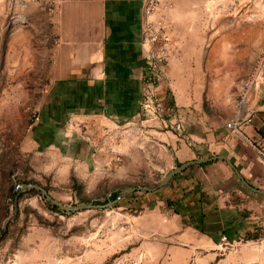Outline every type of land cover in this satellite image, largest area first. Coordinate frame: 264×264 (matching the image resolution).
<instances>
[{"label":"crops","instance_id":"1","mask_svg":"<svg viewBox=\"0 0 264 264\" xmlns=\"http://www.w3.org/2000/svg\"><path fill=\"white\" fill-rule=\"evenodd\" d=\"M0 11L3 58L24 75L13 83L14 100H27L24 86L36 80L43 85L20 141L33 171L51 154L73 170L91 167L93 138H79L76 131L98 124L106 127L103 133L120 136L133 130L156 174L221 154L251 187L264 191V164L225 127L236 84L264 54V0H162L150 15L144 0H0ZM148 21L162 22L169 37L154 84V119H145L142 109ZM37 52L44 54L43 74H37V57H26ZM250 103L254 112L242 132L255 142L264 134V80ZM88 175L90 183L94 175ZM124 201L140 208L131 223L148 234L159 232L152 246L179 264H218L221 236L229 242L247 235L264 240L263 196L241 184L220 159L190 164L166 186Z\"/></svg>","mask_w":264,"mask_h":264},{"label":"rangeland","instance_id":"2","mask_svg":"<svg viewBox=\"0 0 264 264\" xmlns=\"http://www.w3.org/2000/svg\"><path fill=\"white\" fill-rule=\"evenodd\" d=\"M1 13L0 204L7 206V216L1 222V230L3 221L13 213L14 207L8 195L3 194L7 178L12 184L24 180L46 185L49 188L47 193L60 203L71 201L68 188L71 177L81 184V191L88 200L102 199L112 190L116 192L121 188L152 187L156 184L162 175L156 174L148 163L151 155L146 149L136 146V133L133 130H127L121 136L114 131L103 133L106 127L98 124L89 131L79 125L76 131L79 138H93L91 155L94 162L91 167L81 164L75 165L78 168L73 170V166L60 161L55 154L46 155L47 163H39L38 158L37 166H34L37 171L25 165L26 156L20 149V141L29 121L34 118L36 97L43 85L37 84L39 80H36V83L24 86L27 100H14L17 90L13 83L19 82L24 75L13 69L15 64L8 65L3 58L4 24ZM37 40L39 45L43 42L42 37ZM33 56L37 57V74H43L44 54H26L27 58ZM15 61L16 66H23L20 65L21 60L15 58ZM252 71L253 68L249 74ZM261 72L264 80V68ZM9 96L13 99L9 100ZM114 161L122 165L114 168ZM89 173L94 175L90 183L87 182ZM13 190L18 191L19 187H13ZM23 190H19V193ZM112 206L62 215L46 209L36 194L24 192L16 202L17 217L15 214L10 220L15 218L6 238L0 242V264H179L168 259L172 254L165 255L161 246H152L157 240L156 236H160L159 232L148 234L131 223L130 215L137 212L130 213L120 205ZM219 248L223 254L218 264H264V240L242 238L230 246L220 245Z\"/></svg>","mask_w":264,"mask_h":264},{"label":"built area","instance_id":"3","mask_svg":"<svg viewBox=\"0 0 264 264\" xmlns=\"http://www.w3.org/2000/svg\"><path fill=\"white\" fill-rule=\"evenodd\" d=\"M162 0H144V13L150 15L156 12ZM144 32L146 34L149 47L145 55L144 69L146 70V93L142 102L143 115L145 119H154L157 117L156 108L153 104L154 101V84L156 79L160 76V67L166 58L167 45L169 43V37L165 34L163 25L158 21H148L145 24ZM155 44V45H154ZM264 68V54L256 62L253 67V71L245 79L238 82L235 86L234 93L230 98L231 103V115L225 122V127L232 130L239 137H243L245 142L253 148L257 158L264 164V134H260L257 140H252L243 136L242 128L248 125L251 121V116L254 112L250 103L253 90L259 86L263 80V74L261 69ZM164 110H170L166 107ZM180 123H175V128H179ZM19 185L14 184V189H17ZM168 216V214H164ZM221 245H232L233 242H229L225 236L220 237Z\"/></svg>","mask_w":264,"mask_h":264},{"label":"water","instance_id":"4","mask_svg":"<svg viewBox=\"0 0 264 264\" xmlns=\"http://www.w3.org/2000/svg\"><path fill=\"white\" fill-rule=\"evenodd\" d=\"M216 159H220L223 160L227 166L232 170V172L234 173V175L236 176V178L241 182V184H243L246 188L253 190V191H258L264 198V191L261 190H257L253 187H251L245 180L244 178L241 176V174L238 172V170L236 169V167L232 164V162L226 158L225 156L221 155V154H217V155H213L210 157H202L199 158L197 160H191V161H185L182 162L176 166H174L173 168H171L170 170H168L159 180L158 182L155 184V186L153 187H146V186H133V187H128V188H121L118 191H116V196L114 199H109L111 193L114 191H109L108 193L105 194V197L102 199H89L86 202H81V203H77L74 205H65L62 204L58 201H56L55 199H53L48 193L47 191L40 185L38 184H32V183H21L18 184L19 185V190L21 189H26V188H32L37 190L44 198L45 202L57 207V209L62 212V213H75L78 211H82V210H87V209H92V208H106L109 207L111 205H113L117 200L120 199V197L123 194L132 192V191H151V190H155L157 188H160L162 186H164L173 176H175L176 174L180 173L181 171H183L188 165L190 164H201L210 160H216ZM19 190L16 192V196L13 200L14 203V207H13V213L10 214L2 223V231L5 230L7 223L14 217V215L16 214L17 211V207H16V197L17 194L19 193Z\"/></svg>","mask_w":264,"mask_h":264},{"label":"trees","instance_id":"5","mask_svg":"<svg viewBox=\"0 0 264 264\" xmlns=\"http://www.w3.org/2000/svg\"><path fill=\"white\" fill-rule=\"evenodd\" d=\"M257 131H262V130H261V129H258ZM263 132H264V131H263ZM12 163H13V160H12L11 164L9 163V165H10V166H9V169L11 168ZM177 165H178V164H177ZM9 169H8V171H9ZM180 173H181V172H180ZM178 174H179V173H178ZM178 174H176L175 176H173V177H172V178H171V179H170V180H169L164 186H166V185H167V184H168L173 178H175ZM16 183H19V184H21V183H32V184H38V185H40L39 183H34L33 181H24V180H17ZM40 186H42L46 191L49 190V188H48L46 185H40ZM153 186H155V184H154ZM153 186H152V187H153ZM164 186H162V187H164ZM13 187H14V184H12V183L9 181V179L7 178V181H6V189H5V192H4L3 194H4V195H8V197L10 198L11 201L14 200V198H15V196H16V191H17V190H13ZM68 188H69V190H70V192H71V201H70L69 203H62V204H70V205H74V204H77V203H81V202H86V201H88V198L86 197V195L81 191V184H80L79 182H77V181L75 180V178L71 177L70 182H69V184H68ZM160 188H161V187H160ZM157 189H158V188H157ZM24 192H25V193H30V194H36V195H37V196L43 201V205H44V207H45L46 209H48L49 211L54 212V213H58V214H62V215L65 214V213L60 212V211L57 209V207L52 206V205L46 203V202L44 201V198L42 197V195H41L37 190L32 189V188H26V189H24L22 192L18 193V194H17V197H16V202H17V200H19V198L24 194ZM138 193H146V191H145V192L132 191V192H129V193L123 194V195L120 197V199L117 200V201L113 204L112 207H117V206L120 205V206H123V208L126 209L128 212H130V213H136L138 210H140V208H139L138 205H127V206H124L123 204H124V202H125L124 200L134 198V197L136 196V194H138ZM115 196H116V192H112L111 195H110V197H109V199H114ZM166 204H167V206H170V203H169L168 201H166ZM17 214H18V213H16L15 218L17 217ZM6 216H7V206H5L4 204H3V205L0 204V225H1L2 220H3ZM15 218H14L12 221H10V222L7 223L6 228H5L4 231H2L1 228H0V242H2V241L6 238L8 232H9L10 225L14 222ZM261 236H264V233L261 234ZM257 237H258V235H252V236L247 235V236L245 237V239H248V240H250V239L255 240V239H257Z\"/></svg>","mask_w":264,"mask_h":264}]
</instances>
